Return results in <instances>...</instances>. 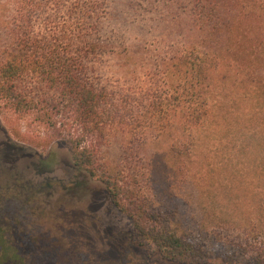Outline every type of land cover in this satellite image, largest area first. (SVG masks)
I'll return each mask as SVG.
<instances>
[{"label": "trees", "instance_id": "16d2710c", "mask_svg": "<svg viewBox=\"0 0 264 264\" xmlns=\"http://www.w3.org/2000/svg\"><path fill=\"white\" fill-rule=\"evenodd\" d=\"M256 1L0 0V113L10 125L44 126L42 141L38 135L32 139L21 133L18 126L15 133L21 140L43 142L44 147L63 141L69 164L87 190L92 189L91 180L99 182L131 219L133 238L153 245L163 259L239 264L233 248L207 247L167 224L138 189L113 177L99 159V148L115 134L128 153L139 152L168 128L192 133L207 114L211 74L224 64L242 65L254 53L244 43L251 41L250 32L264 26V0L258 6ZM176 9L188 22L180 37L169 41L170 55L157 56L155 71H145L148 84L136 85L134 77L102 82V66L109 56L126 59L134 52L140 66L148 63L147 45L132 48L128 37L133 30L155 29L153 23H164L169 15L179 23ZM171 149L180 150L175 144ZM246 234L253 241L246 242L245 252L253 264H264L257 230ZM5 241L0 240L2 264H11L9 258L18 263L15 251V259L4 255L8 246L13 248Z\"/></svg>", "mask_w": 264, "mask_h": 264}, {"label": "rangeland", "instance_id": "374dc122", "mask_svg": "<svg viewBox=\"0 0 264 264\" xmlns=\"http://www.w3.org/2000/svg\"><path fill=\"white\" fill-rule=\"evenodd\" d=\"M177 11L179 23L169 15L164 23H153L155 29L133 30L128 37L132 48L147 45L148 63L140 66L134 52L126 59L109 56L102 82L134 77L136 85L148 84L145 71H155L157 56L170 55L169 41L178 39L188 22ZM250 33L244 46L254 53L242 65L224 64L211 74L207 114L192 133L168 128L139 152L128 153L115 134L99 148L113 177L138 189L167 224L207 247L233 248L239 264H253L244 250L253 241L248 229L257 230L255 240L264 245V26ZM242 67L246 70L236 73ZM34 124L10 125L0 113V240L13 247L5 256L15 251L21 264H189L165 260L153 245L134 239L131 219L103 186L91 180L87 190L63 141L44 147L19 139L18 126L42 141L44 126Z\"/></svg>", "mask_w": 264, "mask_h": 264}]
</instances>
